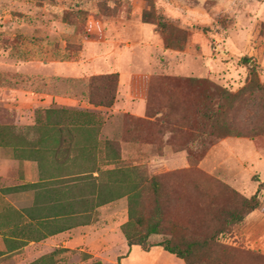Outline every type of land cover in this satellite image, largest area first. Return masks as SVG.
<instances>
[{"label": "rangeland", "instance_id": "rangeland-1", "mask_svg": "<svg viewBox=\"0 0 264 264\" xmlns=\"http://www.w3.org/2000/svg\"><path fill=\"white\" fill-rule=\"evenodd\" d=\"M101 75H116L112 107L90 102ZM52 108L89 115L54 125ZM60 128L102 170L140 169L104 180L119 183L128 216L137 187L129 232L148 246L210 239L233 190L250 198L262 185L259 208L217 240L264 255V0H0V264L100 262L26 247L42 234L27 216L34 192L20 189L40 175L26 159L58 147ZM156 201L163 218L146 238ZM142 254L126 264H148Z\"/></svg>", "mask_w": 264, "mask_h": 264}, {"label": "trees", "instance_id": "trees-1", "mask_svg": "<svg viewBox=\"0 0 264 264\" xmlns=\"http://www.w3.org/2000/svg\"><path fill=\"white\" fill-rule=\"evenodd\" d=\"M116 75H101L92 77L89 87L92 91L100 93L101 100L98 102L90 98V102L96 107H112L115 100V93L107 89L105 83L110 82ZM102 85V86H101ZM112 94V96H111ZM110 96L112 99L105 102L104 98ZM45 119H56L54 125L62 124V121H68L73 114L89 115L85 112H74L66 108H52L44 111ZM67 118V119H66ZM42 124L41 116L36 120L35 129ZM61 140L58 147L51 150L36 148L33 152L37 156H32L26 160L35 162L40 172L38 181L34 183L23 184L21 191H35V199L33 208L27 210V216L30 219H37L47 229H52L51 234H56L65 229L63 222L66 218L73 215L88 213L96 207L110 203L117 199L114 195V188L118 187L116 181H105L104 176H113L114 174H124L138 172V167L132 169H110L102 170L96 163H92L90 159L83 160L85 150L77 147L73 143L74 134L71 131L67 133L60 128ZM66 134L69 140L65 138ZM20 149L19 147H17ZM50 153L52 159L47 162L44 154ZM82 157V158H81ZM150 175V176H149ZM148 180L156 198H159L161 187L158 176L155 172H148ZM137 191H130L129 195V221L122 226V231L126 237L129 247L138 246L144 251H150L153 247H162L165 251L184 260L185 264H240L239 260L245 257L248 264H264V255L258 252L239 250L221 244L217 240V235L230 233L234 226L242 223L250 214L255 212L260 205L259 187L256 194L247 198L241 196L233 190L235 196L233 204H231L223 216L224 228L217 231V235H213L210 239L199 241H190L183 244H176L172 241L165 242L154 246H148L146 241H134L129 232V228L135 225V215L137 210L136 201L139 199ZM137 192V193H136ZM133 193V195H132ZM164 210L160 206V202L156 201V210L153 223L146 234V238L152 234L158 233L160 220L163 218ZM56 227V228H54ZM92 264H103V262H95ZM120 264V263H117Z\"/></svg>", "mask_w": 264, "mask_h": 264}, {"label": "crops", "instance_id": "crops-1", "mask_svg": "<svg viewBox=\"0 0 264 264\" xmlns=\"http://www.w3.org/2000/svg\"><path fill=\"white\" fill-rule=\"evenodd\" d=\"M34 182L36 181L32 180L30 183ZM32 192L35 198V191ZM96 211H101L97 219L87 220L88 216L95 214ZM30 220L38 223L42 232L40 237L30 240L26 246L34 245L37 259L62 249L64 254H87L104 264H126L132 253L139 248L148 264H185L184 260L162 247H153L150 251H144L138 246L129 247L121 229L129 220L124 199H116L88 213L66 218L63 222L65 229L56 234L50 233L53 228L39 226L40 222L37 219Z\"/></svg>", "mask_w": 264, "mask_h": 264}]
</instances>
